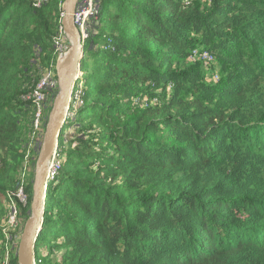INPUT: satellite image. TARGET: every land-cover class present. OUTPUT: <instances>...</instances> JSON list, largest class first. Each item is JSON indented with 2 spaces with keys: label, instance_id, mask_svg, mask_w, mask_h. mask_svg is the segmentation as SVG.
I'll list each match as a JSON object with an SVG mask.
<instances>
[{
  "label": "trees",
  "instance_id": "16d2710c",
  "mask_svg": "<svg viewBox=\"0 0 264 264\" xmlns=\"http://www.w3.org/2000/svg\"><path fill=\"white\" fill-rule=\"evenodd\" d=\"M97 1L36 264H264V0ZM62 5L0 0V209L28 154L24 96L56 73ZM198 51L233 65L221 84L188 64ZM41 55L49 69L24 85Z\"/></svg>",
  "mask_w": 264,
  "mask_h": 264
},
{
  "label": "water",
  "instance_id": "95a60500",
  "mask_svg": "<svg viewBox=\"0 0 264 264\" xmlns=\"http://www.w3.org/2000/svg\"><path fill=\"white\" fill-rule=\"evenodd\" d=\"M79 0H65L62 10V25L71 46L67 53L56 61L59 92L54 99L48 124L35 167L31 216L24 224L18 247L19 264H36L35 244L42 230L45 214V197L49 181V162L58 146V140L67 117L76 78L81 72L84 41L75 25V12Z\"/></svg>",
  "mask_w": 264,
  "mask_h": 264
},
{
  "label": "built area",
  "instance_id": "2783aa9c",
  "mask_svg": "<svg viewBox=\"0 0 264 264\" xmlns=\"http://www.w3.org/2000/svg\"><path fill=\"white\" fill-rule=\"evenodd\" d=\"M34 8H41L46 5L50 0H29ZM99 12V3L97 0H79L75 12V25L77 26L82 40L85 42L91 33L92 23L97 17ZM63 17V14H62ZM62 21V19H61ZM55 48V55L57 59L67 53L71 46L70 39L65 33L63 26L59 28L58 34L53 39ZM206 59H211L212 56L208 52L202 53ZM57 61V60H56ZM59 89V81L57 74L50 69L46 71L39 82L30 88L28 93L24 96L25 100L32 103L34 109L33 117V138L40 140L42 143L44 138V117L47 109L48 101L54 91ZM74 106L81 103L80 89H76L72 95ZM41 137V138H40ZM30 155H26L25 168L21 172L19 179V186L15 191L8 193V213L6 218L7 228L4 230L6 240V253L2 264H12L10 259L12 251L16 248V240L19 237L18 226L20 224L21 207L25 206L28 202V194L26 192L27 183V170ZM61 167V157L56 149L51 161L49 162V181L52 180L58 173ZM48 181V182H49ZM11 252V253H10Z\"/></svg>",
  "mask_w": 264,
  "mask_h": 264
},
{
  "label": "rangeland",
  "instance_id": "374dc122",
  "mask_svg": "<svg viewBox=\"0 0 264 264\" xmlns=\"http://www.w3.org/2000/svg\"><path fill=\"white\" fill-rule=\"evenodd\" d=\"M64 2L65 0H63V4ZM188 64L194 67L195 69H198L201 72V74L204 76V80L206 81V83H209L212 85L221 84L224 81L225 77L227 76V71H230V69H232L233 67V65L229 62H222L214 58H211L208 60L205 58L204 54H202L199 51L197 53H194L190 57V59L188 60ZM49 66L50 64L48 63V59L47 58L45 59L44 55H41L39 57L34 56V58H32L30 66H28V70L26 72L28 76L26 77L24 85H28L34 81H37L38 78L41 76V74L44 73V71H46L47 69H49ZM260 87L263 90L264 83H261ZM31 130H32L31 127H27L23 130L24 142L20 149L22 152L26 151L27 153H29L30 155L29 159H32L35 156H37V159H38L42 143L39 144V141L41 139L38 141L36 140V138H33V133ZM27 142H30V143H27ZM24 145L26 147H24ZM31 164L32 163L30 160L29 165H28V170H27V176H26L27 181L32 176L31 173L29 172L31 171V166H32ZM20 167L21 166H19L18 171H16L15 173L16 179L20 178V175H21ZM7 213H8V200L6 199L3 204V209H0V264H2L4 257H5L6 250H7L6 240L4 236V230L7 228V224H6ZM20 227H21V222L17 228L18 232H19ZM21 234L22 232H20V235ZM20 239L21 237L19 236L18 239L16 240V248L14 250V253L18 252ZM43 250L47 251L48 249L44 248ZM59 255H60L59 252H56V253L54 252L53 258L57 260Z\"/></svg>",
  "mask_w": 264,
  "mask_h": 264
}]
</instances>
